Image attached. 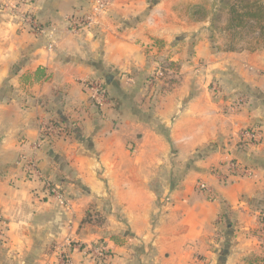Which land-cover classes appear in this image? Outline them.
<instances>
[{
	"label": "crops",
	"instance_id": "crops-1",
	"mask_svg": "<svg viewBox=\"0 0 264 264\" xmlns=\"http://www.w3.org/2000/svg\"><path fill=\"white\" fill-rule=\"evenodd\" d=\"M203 2L110 0L72 32L88 0H0V264H95L102 242L111 264H264V144L239 138L264 125V43L226 49L212 15L188 12Z\"/></svg>",
	"mask_w": 264,
	"mask_h": 264
},
{
	"label": "built area",
	"instance_id": "built-area-1",
	"mask_svg": "<svg viewBox=\"0 0 264 264\" xmlns=\"http://www.w3.org/2000/svg\"><path fill=\"white\" fill-rule=\"evenodd\" d=\"M110 0H88V6L81 14H72L67 18L68 29L72 32H79L80 30H93L99 27L101 18L107 15L108 4ZM27 19V18H26ZM32 29L36 30L37 28L33 25ZM50 47V45L48 46ZM157 69L154 76L159 78L163 75V72L166 70V65L158 61ZM83 87L88 97L95 102L98 106H104L109 97L108 91L104 84V81L99 78H94L88 81L83 82ZM243 103V97L238 96L232 99L228 103V108L230 111H235ZM46 131H57L62 130L65 132V129L57 126H47ZM239 138L242 143L250 144H264V125H252L245 128H242L239 133ZM23 170L29 178L40 179L41 174L38 169L36 162L32 158L23 157ZM232 169L239 173V175L249 174L250 169L244 165L237 163L231 164ZM46 190L50 197H54L60 201H63V195L59 192V188L51 184L49 181H45ZM198 190L202 192L209 191L208 186L203 182L197 183ZM2 231L0 230V237ZM88 250L85 251V255L89 260L99 261L102 258L110 256L104 244L97 243L90 245ZM60 264H69L65 257L61 258Z\"/></svg>",
	"mask_w": 264,
	"mask_h": 264
},
{
	"label": "trees",
	"instance_id": "trees-1",
	"mask_svg": "<svg viewBox=\"0 0 264 264\" xmlns=\"http://www.w3.org/2000/svg\"><path fill=\"white\" fill-rule=\"evenodd\" d=\"M156 0H152L155 2ZM227 10V18L223 27L215 26L219 31L223 32L227 39L226 49L239 50L242 45H239L246 38L250 37L253 41L247 43L249 49H255L264 43V3L262 0H236L234 3L229 1L224 2ZM188 12L195 20L204 19L208 15V11L201 5H191ZM212 15V24H214V17ZM158 44V41H156ZM240 46V47H239ZM61 123V122H60ZM63 124V123H61ZM264 213V208L262 210ZM221 221L227 225L229 219L225 213H221ZM264 220V216L261 218ZM112 239L118 240L115 236Z\"/></svg>",
	"mask_w": 264,
	"mask_h": 264
},
{
	"label": "rangeland",
	"instance_id": "rangeland-1",
	"mask_svg": "<svg viewBox=\"0 0 264 264\" xmlns=\"http://www.w3.org/2000/svg\"><path fill=\"white\" fill-rule=\"evenodd\" d=\"M227 1H229L230 3H234V1H236V0H204L203 5H201L203 7H206L207 10L209 9L210 15H211V12H213L211 10L215 8L216 11L214 10L215 11L214 13H216V15H218V17L217 18L214 17V24L213 25L223 27L224 23L226 22L227 10H226V7H224L225 6L224 2H227ZM250 41H253V39H250V37H248L244 41H242L239 45L247 46V43H249ZM102 244H104V243L102 242ZM106 249H107L108 254L110 256H108L106 258H102L99 261H94L92 259L89 261H91L95 264H99V263L111 264L113 254H112V252H110V250L107 247H106Z\"/></svg>",
	"mask_w": 264,
	"mask_h": 264
}]
</instances>
